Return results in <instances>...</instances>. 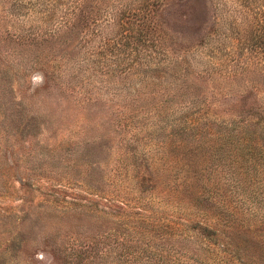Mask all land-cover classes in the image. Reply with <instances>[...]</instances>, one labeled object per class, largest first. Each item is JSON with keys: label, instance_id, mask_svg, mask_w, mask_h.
I'll return each mask as SVG.
<instances>
[{"label": "rangeland", "instance_id": "obj_1", "mask_svg": "<svg viewBox=\"0 0 264 264\" xmlns=\"http://www.w3.org/2000/svg\"><path fill=\"white\" fill-rule=\"evenodd\" d=\"M250 19L237 0H0V264H264Z\"/></svg>", "mask_w": 264, "mask_h": 264}, {"label": "trees", "instance_id": "obj_2", "mask_svg": "<svg viewBox=\"0 0 264 264\" xmlns=\"http://www.w3.org/2000/svg\"><path fill=\"white\" fill-rule=\"evenodd\" d=\"M240 1V4L242 3V6L249 10V16L251 15V19L253 21V25L255 23L256 28L250 30L249 35V47H252L254 45H259L261 50L262 61L264 62V7L262 6L263 0H237ZM258 4L255 8V11L253 12L248 7L252 4ZM254 4V5H255ZM252 43V44H251ZM260 63H263V62ZM260 77L261 81L264 83V64H260ZM263 94L259 105L260 115L258 117V122L256 125L264 126V91L261 92Z\"/></svg>", "mask_w": 264, "mask_h": 264}]
</instances>
